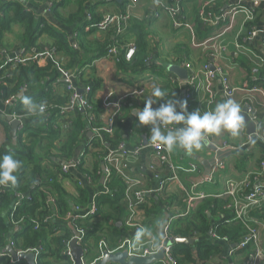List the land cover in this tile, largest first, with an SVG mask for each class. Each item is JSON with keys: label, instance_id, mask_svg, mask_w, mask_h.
I'll use <instances>...</instances> for the list:
<instances>
[{"label": "crops", "instance_id": "1", "mask_svg": "<svg viewBox=\"0 0 264 264\" xmlns=\"http://www.w3.org/2000/svg\"><path fill=\"white\" fill-rule=\"evenodd\" d=\"M4 1L20 3L23 8L32 10L38 18H46L58 32L66 33L71 51L53 48L50 57L37 61V63L40 67H45L49 63L48 61H52L59 69L67 72L80 70L84 82L91 85V82H95L92 98L102 109L94 117L96 119L95 128L105 129L109 127L111 117L118 111L116 109L120 108L113 121L114 134L106 135L105 141L101 144L104 145L105 149L89 145L90 138L88 134L90 132L94 134V132L88 130L75 150L73 161L82 159L84 169L90 174L93 173V178L78 174L76 168L73 167L67 173H62V177L58 179V184L62 186L72 200L80 201V190L82 188L87 195L88 204L80 208H73L67 219L69 221L77 216H90L96 197L106 192V169L109 170L112 180L117 179L124 186V195L121 196L120 201L103 207L100 218L92 222L96 233L87 239L84 248L86 252L84 264L98 262L104 251L116 253L127 247L129 241L136 234V228L141 226L137 225V221L141 217V212L138 210L140 200L136 197L138 192L142 193L143 200L141 202L151 195L164 213L162 222L154 221L153 226L144 227L146 229L145 235L159 244L163 241L159 235V230L164 223L165 214H168L171 218L182 213L184 209L179 202L182 201L181 191L183 192L184 189L192 192L193 196L203 194L204 198L210 196L221 198V194L229 189L230 184L239 183L248 174H253L258 178V181H253L254 184H260L264 188V175L261 174L260 168V165L264 163V65L258 66L247 62L246 58L241 55L242 50L236 48V44L243 45L245 43L248 49L264 55V3L255 5L253 8L256 13L253 24H245L244 14L237 15L233 29L223 41H220L222 45L226 46V54L220 59L219 66L225 70L230 85L239 89L232 100L240 104L242 114H244V109L250 110L251 113L248 115L250 118L253 116L258 122L254 119V121L252 119L251 121L260 124L259 127L257 126V133L254 136L249 135L247 125L244 124L239 137H232L227 132H222L219 135L209 134L207 143L201 149L193 150L191 154H187L178 148L170 151L172 163H195L199 166L201 172L195 175L179 174L178 180L169 182L164 190V198L169 197V200L163 204L158 199L159 187L162 182L170 177V172L165 166H162L150 147L152 144L148 142V139L151 135V126L139 125L135 113L144 107L145 100L155 86L161 87L169 98L185 100L186 81L171 71L173 66H179L186 70L182 64H179V59L190 62L195 68L204 63H210L212 66L216 64L211 55L213 47L219 40L215 36L211 37L213 32L211 29H203L198 16L204 0H190L183 6L182 14L195 30V41L192 40L193 37L189 31L176 28L170 16L161 12L154 0H136L132 11L131 26L125 30V37L122 30L116 33L121 34L122 37L120 36L119 39L124 37L122 50L125 54L128 53L130 48L134 47L136 54L134 53L135 58L132 62L146 64V68H141L138 71L128 70V72L121 71L116 62V57L108 56L107 53L100 56L97 50L84 54L80 64L74 65L72 54L76 53V45L83 38V33L77 34L72 27L61 26L55 20H50L51 14L47 5L43 3L34 6L31 0ZM77 1L79 0L67 1L66 10L64 11V13H67L66 15ZM126 1L128 0L124 2L126 3ZM169 2H173V0H169ZM220 2L223 9L236 4L235 0H220ZM122 5L107 0H88L87 10H91L93 17L100 20L102 17L118 13L122 9ZM87 17L86 15L83 20H86ZM248 25L251 27H247ZM253 27L257 30L258 35L254 39H250L249 33ZM106 34L108 33L97 31L89 34L85 40L90 42L100 41L105 38ZM2 36L1 44L6 47L8 54L2 47L0 58L6 61L24 50V25L12 24L8 31L2 33ZM206 40V48L194 47V43ZM211 44H214L212 49ZM54 45V38L49 35H42L37 43V47L41 50H49ZM11 52L14 53L11 54ZM97 56L98 58L86 63V61ZM70 65H73L69 68L70 70L64 69ZM7 70L6 68L4 71ZM59 72L61 77V70ZM188 74L190 73L188 72ZM60 84L65 86L63 83ZM65 87L59 86L57 94L64 96L66 94ZM213 87L214 97L211 99L203 91L202 79H200L197 82L192 107L187 108V111L189 113L197 109L202 112L208 111L214 108L217 102L225 100L224 89L219 78L215 80ZM140 88L144 89L142 95L135 93ZM26 94L27 91L24 89L9 102L8 100L5 103L0 101V111L4 114V118L0 120V147L4 146L8 149V147L16 146L13 145L12 126L7 118L14 115V108L23 106L20 97L26 96ZM164 102H166L165 99L159 100L156 104H153V108L159 107V104ZM22 109L25 111L24 108ZM77 111L83 112L82 108L78 107L74 111L64 112L60 116L58 130L63 135L68 134L66 130L71 126L72 117L75 116ZM21 119L25 120L24 125L30 122L33 125L44 126L42 119L33 115L25 114ZM4 121L9 123V127L6 128L3 125ZM8 139H10L9 145L7 144ZM252 140L255 143H252ZM121 143L124 144L125 150L129 154L127 156L116 154L106 162L107 155L113 152L116 153ZM104 150L107 153L103 156ZM215 162L223 163L224 166L215 174H212L211 170L217 164ZM97 168H100L102 174L96 171ZM208 170L210 176L206 175ZM194 184H197V186L193 188ZM116 190L118 191L117 188ZM188 192L186 193L188 194ZM116 196L113 198L114 201L118 199ZM202 199H195L190 203ZM255 207L253 208L256 209ZM254 209L245 211V215L246 218L251 219L248 226L253 222L259 225L258 247L264 250V217H256ZM225 241L226 239H222V242ZM254 245V243H251L250 249L241 253H234L233 246L224 244L222 255L229 264H249L250 256L254 252Z\"/></svg>", "mask_w": 264, "mask_h": 264}, {"label": "trees", "instance_id": "2", "mask_svg": "<svg viewBox=\"0 0 264 264\" xmlns=\"http://www.w3.org/2000/svg\"><path fill=\"white\" fill-rule=\"evenodd\" d=\"M67 1L31 0V3L34 6L42 3L47 5L50 9V20H55L61 26L72 27L77 34H84L76 45V53L72 54L74 65L80 64L83 55L89 51L97 50L101 56L105 53L108 54L111 48L116 47L117 53L113 56L116 57V62L121 71H138L141 68H146V64L132 62L135 56L130 61L126 60L127 54L122 50L125 30H123L124 37L120 39L121 34L116 33L119 32L118 27L104 31L98 30V24L104 17L100 20L93 17L91 10H87L88 0L77 1L66 15L67 13L64 11ZM127 3V1L122 3V9L118 13L125 12ZM73 9L75 10L72 11ZM223 10V5L220 2L215 12L220 13ZM86 15L88 17L83 20ZM131 22L132 20L129 21L128 27L131 26ZM12 24L25 26L23 47L25 51L19 57L24 62L13 67L12 74L8 77L1 76L3 71L0 73V101L5 103L25 89L27 91L26 96H30L37 103H43L46 112L42 116H35L42 119L44 126L33 125L27 121L29 123L25 125V129L17 134L15 147L11 146L8 149L4 146L0 147V157L5 154H12L14 158L22 162L21 168L15 173L17 183L14 186H8L5 191L0 190V264H10L9 257L6 256L8 254L4 253L9 244H12L13 250L18 253L40 250L36 264H74L67 254L69 244L74 237L72 227L78 232H84L80 242L84 249L87 239L96 233L92 222L100 218L103 207L120 201L121 196L124 195V186L117 179H108L106 184L108 191L99 194L95 199L96 213L86 217L77 216L72 221L67 220L73 208H80L88 204L87 195L83 188L80 190V201L72 200L62 186L58 184V179L62 177L63 166L74 160L75 150L86 132L99 129L95 128L96 119L94 117L102 109L92 98L95 82H91L92 85L84 82L81 71L75 70L76 87L90 88L91 90V93L85 97L91 106V110L75 112L71 126L66 130L68 134L63 135L58 130L59 118L63 115L62 108H66L70 102L71 93L66 89L64 96L57 94L59 86L65 87L57 84V80L60 78L59 67L52 61H48L49 63L45 67H40L34 57L45 51V49L41 50L37 47L38 40L42 35H49L54 38L55 45L49 50L52 51L53 48H56L70 52L71 46L66 33L58 32L46 18H38L32 10L23 8L20 3L0 0V49L4 47L3 50L6 53V47L1 44L2 33L8 31ZM247 27L251 26L248 25ZM97 31L108 34L100 41L85 40L89 34ZM13 53L11 52V54ZM96 58L98 56L86 61V63ZM6 62L0 58V68L6 66L7 69H11L12 64L8 65ZM186 62L184 59H179V64ZM72 66L64 69L70 70L69 68ZM22 108L24 106L14 108V115L17 117L29 115ZM22 121L25 120L22 119ZM3 125L6 128L9 127V123L5 121ZM106 135H103L105 139ZM7 144H10V139H8ZM101 144L96 136L89 139L90 146L105 149L104 145ZM106 153L107 151L104 150L103 156ZM75 168L77 173L84 177L93 178L94 176L93 173L90 174L84 169L82 159H79ZM96 171L102 174L100 168H97ZM164 190L165 188L158 194V199L163 204L169 200V197L164 198ZM117 193L119 194L116 196ZM112 195L114 196L112 197ZM115 196L118 198L116 201L113 200ZM181 196L182 201L179 202L184 209L182 213L174 217L170 218L169 216L167 236L173 241L177 239H198V241L190 245H172L168 253L172 260L171 264H229L222 255L224 244L235 246L233 247L234 253L247 250L237 248L247 235L248 228L242 224L236 210L233 207L229 208L232 199L210 196L189 203L186 192L181 191ZM138 210L141 212V217L137 221V225L143 227L153 226L154 221L162 222L164 218L163 211L160 210L151 195L138 204ZM254 213L256 217H263L264 209H254ZM250 227L259 229V225L254 222L250 223ZM210 231H212L211 236L209 235ZM222 239H226V241L222 242ZM250 245L248 249H250ZM16 264L27 263L21 261Z\"/></svg>", "mask_w": 264, "mask_h": 264}, {"label": "built area", "instance_id": "3", "mask_svg": "<svg viewBox=\"0 0 264 264\" xmlns=\"http://www.w3.org/2000/svg\"><path fill=\"white\" fill-rule=\"evenodd\" d=\"M156 2V5L158 6L159 10L161 12H164L168 14L173 22V25L178 29H184L190 32V34L193 37V41H195V30L193 27L185 20L182 11L183 6L186 2L190 0H173V2H169V0H154ZM126 5V10L124 13H118L113 15H108L103 18V20L98 24V30L104 31L109 28L118 27V31L120 32L122 30H126L128 28V23L132 18V11L135 7L136 0H128ZM235 5H229L226 9H224L220 13H216L215 9L217 5L220 3V0H204L200 10H199V20L204 30L211 29L213 32L211 34V37L215 36L219 42L213 47L214 44H211L212 49V57L215 59L216 64L212 66L210 63H204L200 67L195 68L190 62H186L182 64V66L190 73L189 79L185 82V86L187 87L186 93H185V100L187 101V108L190 109L193 104V98L196 93L197 89V82L202 79V86L203 91H205L208 96L212 99L214 97V82L217 78L221 80L222 87L224 89V97L226 99H232L234 98L236 92L239 90L238 88H233L230 85L229 78L225 72L220 66L219 61L222 59L226 54V46L222 45L220 41H223L226 36L229 34V32L233 29L235 25V18L239 14H244L245 16V24H253L255 22V10L253 9L255 5L264 3V0H235ZM48 11L50 9L48 8ZM122 26V27H121ZM258 35L257 30L253 27L249 33L250 39H254ZM213 42V41H211ZM194 47L196 48H206L207 47V40L203 42H196L194 43ZM236 48L238 50H242V56L246 58L247 62L256 64L258 66L264 65V55L258 54L253 50L248 49L245 46V43L243 45L236 44ZM25 50H23L21 53L19 52L17 55H15L13 58L6 60L7 64L10 65L11 69H8L7 71H4L6 69V66H1L0 73L3 71L2 77H8V75H11V71L13 67H16L20 62H24L21 60L20 54H22ZM51 50H45L44 52L36 55L34 57V60L37 61L46 59L47 57H50ZM117 53V48L113 47L108 51V56H113ZM135 53V48L132 47L127 53V60L132 59L133 55ZM61 70V77L57 80V84L63 83L66 86V89L70 91L71 98L68 106L66 108L62 109V113L67 111H74L76 108L80 107L83 111H89L91 110V106L89 105L88 101L86 100V96L91 93L90 88H84L82 89V94H79V88L76 87V79L77 76L75 72H67L62 69ZM1 79V78H0ZM138 95L144 94V89L140 88L137 89L135 92ZM11 100V99H10ZM8 100V102L10 101ZM119 107L116 109L118 110L115 115L119 113ZM46 112V109H45ZM44 112V113H45ZM251 113L250 110L248 111V114ZM114 116L111 117L110 125L109 127L105 129H93V132L97 138L98 141L103 143L105 141L104 134L107 135H113L114 134ZM4 118V114L2 111H0V120ZM11 118L14 120H20L22 122L21 126L19 127V132L23 131L25 129L24 122L22 121L21 117H17L16 115H13ZM252 121L255 120V118L251 117ZM254 119V120H253ZM256 121V120H255ZM258 122V121H256ZM258 127L260 126L259 123H256ZM174 127H179V125H169L165 129L162 130H168ZM208 140V139H207ZM152 151L154 152V155L156 158L160 161L162 166H165L167 170L170 172V177L161 183L159 187V191H162L166 185L169 182H173L175 180H178L179 174H189V175H195L197 173H200V168L195 163H185L181 162L178 164L172 163L170 160V151H167L164 146H156V145H150ZM116 154H122L123 156H127L129 153L125 150L124 144H119L118 151L116 153H109L107 157L105 158L106 162L111 159ZM216 160V159H215ZM79 163V160L72 161L63 166L62 173H67L70 168L75 167ZM217 163V162H215ZM224 166L223 163H217L214 168L211 170L212 174H215L217 171L222 169ZM261 168V174L264 175V163L260 165ZM111 179V174L109 170L106 169V177L105 182L107 180ZM253 181H258V178H256L253 174H248L241 180L239 183L236 184H230L229 189L225 190L221 194V198L226 199H232V204L229 205V208L233 207L236 212L238 218L241 220L242 224H244L248 228L247 235L242 239V241L237 246L238 249L246 250L248 249V246L251 243H254L255 248L253 254L250 256V262L249 264H264V250L258 247V235H259V229L257 228H251L249 225V222L251 219L246 218L245 211L259 208L264 209V188L260 186V184H254ZM197 184L193 185V188L196 187ZM8 187H0V190L5 191ZM106 191H108L106 189ZM185 192H188L187 189H184ZM246 191H249L248 193H245ZM187 194V193H186ZM188 202H192L193 200L202 199L204 198V195H197L193 196L192 192H188ZM136 197L140 200V202L143 200L142 193H137ZM20 205V204H19ZM97 211V208L95 206V202L92 205V210L90 215L95 214ZM264 217V216H263ZM262 217V218H263ZM264 219V218H263ZM255 223V222H254ZM131 225V224H130ZM78 232V231H77ZM146 229L144 227L138 226L136 228V234L135 236L129 241L127 245V250L129 252L130 256H137V257H146L151 256L154 254H157L160 250L165 248V252L167 255L168 263L171 264L172 260L169 258V251L170 247H165L164 243L168 241H173L172 239L168 238L167 236V229H166V240H163L161 243L157 244L150 238H148L145 235ZM79 237V244L81 242V238L84 235V232H78ZM74 238V237H73ZM150 239V240H148ZM13 249V245L9 244ZM7 248V247H6ZM16 252V251H15ZM5 253V252H4ZM26 253H34L35 257L37 259V256L40 253V250L36 249L30 252ZM26 253H18L20 254H26ZM9 257V263L10 264H16L21 261H16L14 258L9 254L6 253ZM67 254L69 255L70 259L72 260V255L70 249H68ZM3 256V255H2Z\"/></svg>", "mask_w": 264, "mask_h": 264}, {"label": "clouds", "instance_id": "4", "mask_svg": "<svg viewBox=\"0 0 264 264\" xmlns=\"http://www.w3.org/2000/svg\"><path fill=\"white\" fill-rule=\"evenodd\" d=\"M161 99H165L166 102L153 108V104ZM20 100L29 115L44 114L43 103L35 102L30 96H21ZM135 115L139 125L151 126L148 142L152 145L164 146L167 151L182 149L187 154L201 149L207 143L209 134L219 135L227 132L232 137H239L245 123L240 104L232 99L217 102L214 108L208 111L202 112L197 109L189 113L186 100L169 98L159 86L152 88L144 107L137 110ZM169 125H179V127L162 130ZM251 142L255 143L254 140ZM21 166L22 162L12 154L0 157V187L14 186L17 183L15 173Z\"/></svg>", "mask_w": 264, "mask_h": 264}, {"label": "water", "instance_id": "5", "mask_svg": "<svg viewBox=\"0 0 264 264\" xmlns=\"http://www.w3.org/2000/svg\"><path fill=\"white\" fill-rule=\"evenodd\" d=\"M108 2H115L118 4H122L125 0H107ZM171 71L180 76L182 78V80L187 81L189 79V74L187 70H184L183 68L179 67V66H173L171 68ZM79 94H82V90H79ZM244 112V117H245V125H247L248 128V134L249 135H255L257 133L258 130V125L255 124L254 122L251 121L250 116L248 115V110L247 108L243 110ZM248 115V116H247ZM7 121L10 122L11 126H12V139H13V145H16V137L18 134V130L19 127L21 126L22 122L20 120H14L11 117L7 118ZM89 138L94 137V134L92 132H90L88 134ZM207 176H210V171L208 170L206 172ZM104 179L102 180L103 183ZM168 223H169V215L165 214V220L164 223L162 224L160 230H159V235L161 237L162 240H166V229L168 227ZM73 232H74V238L72 239V241L69 244V249L71 251V255H72V259L73 262L75 264H84V258L86 255L85 250L83 249V247L79 244V233L72 228ZM209 235H212V231H210ZM198 239H177L175 241H168L164 243L165 247H171L174 244H194L195 242H197ZM235 247V246H233ZM232 247V248H233ZM5 253H9L14 260L16 261H24L27 264H36V257L34 253H26V254H20L17 255L16 252L10 247L7 246V248L4 250ZM158 262H162L165 264H169L168 263V259H167V255L165 252V248H163L162 250H160L157 254L151 255V256H146V257H137V256H130L129 252L127 250V248H125L124 250L118 251L116 253H110L108 251H104L103 252V256L102 258L94 263V264H155Z\"/></svg>", "mask_w": 264, "mask_h": 264}]
</instances>
